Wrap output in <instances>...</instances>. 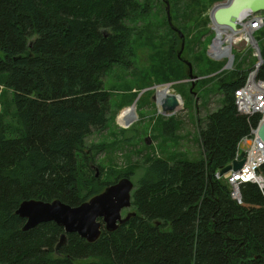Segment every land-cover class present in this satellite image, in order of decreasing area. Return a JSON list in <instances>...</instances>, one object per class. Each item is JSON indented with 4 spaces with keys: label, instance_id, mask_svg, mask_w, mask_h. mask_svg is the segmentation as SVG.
I'll list each match as a JSON object with an SVG mask.
<instances>
[{
    "label": "trees",
    "instance_id": "16d2710c",
    "mask_svg": "<svg viewBox=\"0 0 264 264\" xmlns=\"http://www.w3.org/2000/svg\"><path fill=\"white\" fill-rule=\"evenodd\" d=\"M221 1L190 0L189 9L207 14L209 3ZM144 3L0 0V87L5 89L0 98V264H264V189L243 183L237 201L217 177L250 133L248 118L234 103V92L249 72L220 78L226 71L201 57L203 50L192 56L203 67L200 75L220 78L223 103L206 120H196L201 159L149 158L134 184L136 215L115 232L103 229L95 243L69 234L58 247L63 229L53 222L23 230L25 219L16 214L23 201L60 200L76 207L134 176L131 170L103 181L92 167L103 148L88 149L86 139L111 120L104 77L132 62ZM177 11L170 7L172 25L184 35L186 49L184 31L194 28ZM164 23L169 47L152 73L158 82H185L190 77L184 61L193 62L183 57L185 50L183 60L175 53L182 40L167 11ZM255 39L264 60V26ZM200 41L196 33L193 46ZM193 75L202 79L195 69ZM259 76L264 77V65ZM181 84L176 87L187 94ZM260 119L257 115L251 123L257 126ZM161 125L164 137H177L175 118ZM259 173L264 176V165Z\"/></svg>",
    "mask_w": 264,
    "mask_h": 264
},
{
    "label": "rangeland",
    "instance_id": "374dc122",
    "mask_svg": "<svg viewBox=\"0 0 264 264\" xmlns=\"http://www.w3.org/2000/svg\"><path fill=\"white\" fill-rule=\"evenodd\" d=\"M140 1L145 2V12L137 24L141 33L134 37L136 40L133 45L135 56L128 66H115L104 77V88L111 94V120L106 129L95 131L86 139L88 149L95 145L103 148L96 156V164L92 165L96 174L101 176L103 181H111L118 174L134 170V176L129 178L136 184L145 172L149 158H161L171 162L178 159L200 160L202 151L198 140L196 120H206V116L217 110L223 103V95L218 88V79L229 77L234 72L245 71L248 73L255 64L250 49L244 43H239L234 48L235 67L227 70L224 73L226 75H222L220 78L206 77L212 73L200 75L203 67L201 63L195 62L192 52L195 51L197 54L203 50L201 57L204 56L209 61L207 58L209 57L208 47L214 38V33L210 24L207 25L205 16L209 17L210 9L227 0L209 3L207 14L202 11L197 13L190 10V0H170L171 9L178 10L177 13L181 21H186L187 27L193 26L194 28L192 31H184L189 45L184 49L183 57L193 62L195 73L202 79H190L188 82H184V80L182 82L170 81L172 83L180 82L173 87L178 93L180 91L176 86L186 83L181 86L184 87L187 94L180 93L183 107L175 114H162L161 107L156 100L157 87L170 83L158 82L152 72L158 61V56L165 53L169 47L170 33L164 23L167 6L164 0ZM203 1L206 5L209 0ZM196 33L201 34L198 48L193 46ZM206 34L208 35L205 36ZM174 49L175 53L180 51L179 40ZM216 64L222 68L225 65V63ZM145 89L149 90L139 97V94ZM4 91L5 89L0 87L1 101ZM176 91L175 93H177ZM189 91L193 95L190 101L188 100ZM136 93L138 95L134 97ZM133 104L136 107L137 119L125 128L119 124L117 117L122 109L133 106ZM171 117L176 119L178 128L177 137L173 139L166 138L161 133V124ZM100 169L103 170V173ZM129 212H134V208L123 210L122 216L125 217Z\"/></svg>",
    "mask_w": 264,
    "mask_h": 264
},
{
    "label": "water",
    "instance_id": "95a60500",
    "mask_svg": "<svg viewBox=\"0 0 264 264\" xmlns=\"http://www.w3.org/2000/svg\"><path fill=\"white\" fill-rule=\"evenodd\" d=\"M164 1L167 6L169 24L182 40L178 58L183 60L185 37L173 27L170 2L169 0ZM260 12H264V0H227L215 5L210 10L209 17L217 25L227 26L235 31L238 22L247 14ZM184 62L189 68L190 79H196L193 75L192 64L187 61ZM147 90L149 89L143 90L139 97ZM159 106L161 107V113L167 115L168 113L175 114L179 110L180 104L175 94H167ZM258 136L264 143V119L258 129ZM238 148L241 150L240 154L236 156L230 165L220 170L219 177H223L231 171L237 172L244 166L248 144H239ZM133 191L134 183L131 179L123 178L79 206L73 207L60 200L51 202L26 200L20 204L16 214L25 219L24 231H29L41 224L50 222L62 228L63 234L60 237L58 247L65 243L69 234H77L88 243H95L101 237L103 229L107 232H115L121 225L126 224L132 216L136 215L135 212H129L125 217L122 216L123 210L132 208Z\"/></svg>",
    "mask_w": 264,
    "mask_h": 264
},
{
    "label": "built area",
    "instance_id": "2783aa9c",
    "mask_svg": "<svg viewBox=\"0 0 264 264\" xmlns=\"http://www.w3.org/2000/svg\"><path fill=\"white\" fill-rule=\"evenodd\" d=\"M209 24L214 33V38L208 47V56L211 59L208 58L216 63H225L221 71H229L235 67L234 48L239 43H244L250 49L255 61L242 87L234 92V103L237 111L248 118L250 126L249 135L245 136L239 143L248 144V149L245 152V164L239 171H231L223 177H219L217 173L218 179L224 180L229 186L232 199L238 201L241 200L240 188L243 183L250 182L258 185L260 189H264V176L259 173L264 165V143L258 136V129L264 119V77L259 76L264 60L260 46L255 39L256 33L264 26V12L247 14L238 22L235 31L227 26L217 25L211 19ZM174 86V83H170L160 87L167 88L168 95L175 94L180 104L182 97L175 93ZM257 115L261 116V119L257 126H254L251 119ZM240 152L241 150L238 148L236 156Z\"/></svg>",
    "mask_w": 264,
    "mask_h": 264
},
{
    "label": "bare ground",
    "instance_id": "6f19581e",
    "mask_svg": "<svg viewBox=\"0 0 264 264\" xmlns=\"http://www.w3.org/2000/svg\"><path fill=\"white\" fill-rule=\"evenodd\" d=\"M157 101L159 105L161 104L163 98L168 94L167 88L159 87L157 88ZM183 107V100H180V106L179 109ZM135 105L128 106L122 109L117 117V121L119 124L125 128L129 127L133 121L137 119L136 113H135Z\"/></svg>",
    "mask_w": 264,
    "mask_h": 264
}]
</instances>
